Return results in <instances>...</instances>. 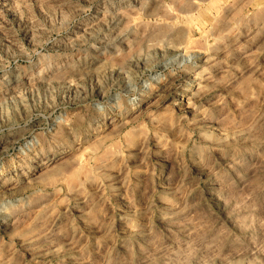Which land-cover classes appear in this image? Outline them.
<instances>
[{
	"label": "rangeland",
	"instance_id": "obj_1",
	"mask_svg": "<svg viewBox=\"0 0 264 264\" xmlns=\"http://www.w3.org/2000/svg\"><path fill=\"white\" fill-rule=\"evenodd\" d=\"M0 264H264V0H0Z\"/></svg>",
	"mask_w": 264,
	"mask_h": 264
}]
</instances>
